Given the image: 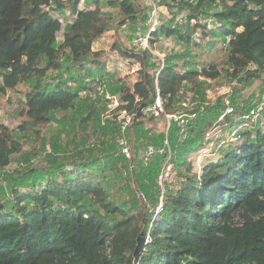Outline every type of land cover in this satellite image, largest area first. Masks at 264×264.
<instances>
[{"label":"trees","instance_id":"16d2710c","mask_svg":"<svg viewBox=\"0 0 264 264\" xmlns=\"http://www.w3.org/2000/svg\"><path fill=\"white\" fill-rule=\"evenodd\" d=\"M80 1L0 0V96L19 84L27 86L25 119L16 128L29 131L36 144L44 143L42 133L52 123L53 113L71 117L75 144L83 136L96 139L129 132L97 113L106 90L96 91L94 98L82 95L90 91V84L103 86V76L95 75L87 64L105 71L99 61L103 54L94 52L93 44L110 30L111 19L102 14L99 0H94V9H79ZM133 2L108 4L118 3L122 18L136 23L141 13ZM177 5L187 11L188 23L196 21L193 28H200L204 37L211 31L228 39L223 67L212 61L199 70L178 73L141 46L139 53L117 47L121 55L138 62L140 70L131 88L110 90L120 103L115 111L134 114L141 128L149 121L146 115L155 118L144 111L157 96L167 114L179 111V103L187 101L186 92L202 98L200 77L217 80L225 70L241 89L251 81H264V0H179ZM211 5L219 9L211 12ZM66 10L74 17L58 42L59 17ZM193 31L182 33L178 25H160L149 33V45L155 47L162 37L177 36L186 42ZM51 72L62 76L50 77ZM237 88L236 94L241 90ZM222 104L223 100L203 111L193 109L198 115L186 118L188 135L182 144L175 123L167 134L152 135L148 146L165 150L140 165L134 183L129 174H122L130 172L129 163L114 143L107 142L98 151L109 167L101 165L97 154L86 160L77 153L65 161L63 156L54 159L47 154L46 166L37 168L39 177L20 178L18 170L12 172L14 182H8V190L0 196V264H264V126L243 130L239 140L224 144L225 135L252 107L239 110L235 105L234 114L218 121ZM90 127L93 135L87 134ZM145 130V135L150 133ZM208 131L210 138L205 136ZM75 144L73 150L81 148ZM210 144L213 152L219 150L213 157L219 156L206 159L198 175L192 158ZM168 146L170 175L177 181L165 182L162 194L158 178L167 165ZM26 151L19 135L0 127V171L24 159ZM112 181L113 186L116 181L129 183L141 196L132 195L130 205L121 196L113 199ZM161 196L163 210L153 217ZM140 233L149 234L151 242L134 261Z\"/></svg>","mask_w":264,"mask_h":264},{"label":"rangeland","instance_id":"374dc122","mask_svg":"<svg viewBox=\"0 0 264 264\" xmlns=\"http://www.w3.org/2000/svg\"><path fill=\"white\" fill-rule=\"evenodd\" d=\"M109 1L121 0H99L101 12L103 15L111 19V26L110 30L93 44V51L103 54L99 61L104 63L105 71H99L94 65L87 64V68L91 69L95 75L103 76V86H101L102 88L97 89L94 85L90 84V86L88 85L90 91H86L82 94L83 96L89 95L90 98H94L96 96L94 95L96 91L106 90L108 92L106 93L104 100H102L99 110H97V113L101 115L103 121L109 119L114 121V124H120L122 121L120 117L121 115H117L115 111L120 105L117 97L118 95L112 96L110 90L118 89L121 86L131 88L139 77V63L134 59H129L121 55L117 47H120L121 50H125L128 53H139L142 51V48L138 47L136 43L139 39H146V49L151 52L152 56L163 63L167 62L172 65L178 73H183L188 70H199L201 67L207 66L212 61L215 64H218L220 69L223 67L220 63L226 56V50H224V48L226 47L225 45L227 44L228 39L224 40V38L220 36V33H211V31H206L209 35L204 37L200 28H193L196 25L195 20H191L190 23H188L186 19L187 11L181 9L177 5L179 0H176L175 2H172V0H133V3L137 5V9L140 10L141 13L136 23H130L128 20H124L119 10L118 3L110 5L108 4ZM93 2L94 0H81L79 9H94ZM209 8L211 12L219 9L217 5H211ZM73 17L74 16L68 10L59 17L61 22V32L58 34V42L61 41V33L73 20ZM208 22L211 23V25H214L213 19H208ZM160 25H178L182 33L194 31L186 42L179 40L177 36L170 38L162 37L158 38V43L155 44V47H151L148 41L149 33L152 31V28L156 29ZM146 28L148 31L142 35ZM213 47H215L214 51H212ZM211 51L212 53H210ZM70 71L72 73L74 72L73 70ZM58 76L60 77L62 75L57 72L50 73V77ZM198 81L201 83L198 85L199 89H197L198 91L202 90L204 96L200 98L197 95H191V92H186L188 96L187 101L195 104L191 109H185V112L187 111L186 113L189 116L190 113L194 112H188L192 109H201V111H203L206 107H211L220 103L226 89L232 90V103L235 102V105L239 110L252 107L259 101L263 102L262 100L264 99V81L254 80L243 89L237 88L236 82H234L235 80L232 81V78L227 75L225 70H222V74L217 80H209L205 77H200ZM232 83L234 84L232 85ZM192 85V83L187 84V89L192 88ZM229 86L231 87L228 88ZM193 87L195 88L196 85ZM48 88H51V86L49 85ZM236 88L237 90L241 89L238 94H236ZM26 92L27 86L19 84L15 90L8 91L5 95L0 96V127H5L12 134L15 133V135H19L25 149H27L25 152L27 154H25L24 159L21 158L18 161L11 162L5 170L0 171V196L5 195L8 190V182H14V179L12 180L11 178L13 175L11 173L16 170L19 171L18 176H20V178L23 176L29 179L39 177L41 171H37V168L43 169V167L46 166V162L50 159L47 154L51 155L54 159L63 156L65 161V157H71L73 154L77 155V153H80L78 155L87 160L90 155L93 158L96 154L100 157V151L98 150L100 144L103 142H107V144L114 143L119 150L118 138H122L119 134L115 137L112 135H105L104 137L97 136L96 139H88L83 136L82 139L78 140L77 144H75V129H72L73 125H71V117L64 119L63 114L61 113H53L52 123L48 124L47 128L42 133V135L44 134V143L36 144L35 138L29 131L16 128V126L22 123L25 119L22 113L25 108L24 96ZM181 103L183 102H180V104ZM180 104L179 109L182 108ZM146 119H149V121L146 122V127L144 126L141 128L139 125H136L135 120V123L131 128L132 131L129 130V132L125 133L126 138L125 136L123 137L127 142H130L133 150L132 164L134 166V172L132 176L130 172H132L133 169H130L129 173L125 171L122 172L125 177L127 174L130 175V178H128L130 183L136 181L141 171L140 165L142 164L143 155L148 146L146 142L148 140H150L149 142L151 143L153 142L154 136L152 135H158L163 132L167 134L165 132L167 122L164 117H155L151 119L150 116L146 115ZM146 128L150 130V133H146L145 135L144 132H147L145 130ZM90 130L91 132H87V134L93 135V128L90 127ZM73 144L76 145L75 148L77 146H80L81 148L75 151L73 150ZM34 147L35 149L38 147V152L34 153ZM218 152L219 150L214 152L211 157H208L210 159L207 158V161L216 160V157H218L219 154L215 157L213 156ZM100 159L101 165L107 167L110 166L106 159H104V156L100 157ZM173 176L174 174H171L167 179L171 184H175L177 181L175 176ZM116 182L117 183L114 186L113 181L109 184L111 197L113 199H116L117 196H121V198L130 205L131 202L129 201L132 200V195L136 196L137 199L141 196V194L137 192L136 187L130 188L129 183L125 184L119 181ZM135 189L136 191H134ZM133 192H135V194ZM143 201L141 200L142 203ZM131 210L133 211L134 209L132 208Z\"/></svg>","mask_w":264,"mask_h":264},{"label":"built area","instance_id":"2783aa9c","mask_svg":"<svg viewBox=\"0 0 264 264\" xmlns=\"http://www.w3.org/2000/svg\"><path fill=\"white\" fill-rule=\"evenodd\" d=\"M154 28H152L153 30ZM138 46H141L143 49H146V39H139L138 42L136 43ZM234 83H232L233 85ZM231 85V86H232ZM238 84L236 83V86ZM229 86L228 88H230ZM232 90L231 89H226L224 92L223 96V107L224 110L220 117L218 118L219 120H222L224 117H227L229 115L234 114L235 110V104L232 103V97H231ZM107 98V97H106ZM108 99V98H107ZM180 104V103H179ZM182 106L179 111L173 112L172 114H167L164 112L163 107H162V100L160 99L159 96H157L155 103L147 108L144 112L148 115H154L155 117H161V115L164 117V119L167 122V127H166V133L168 132L170 128V124L175 123L177 126L180 128V134H179V143L182 144L188 135L187 132V127H186V118H194L197 115V112L194 111L193 109L190 112V116L185 112V109H191L192 107L195 106L194 103L188 102V101H183V103L180 104ZM121 116V130L123 133L126 131H132V126L135 123V115L130 114L127 111L123 110L119 113ZM240 121V122H239ZM238 122L240 123L239 126H234L230 129L229 133L226 136V140L223 142L224 144L228 143H233L236 142L237 140L240 139L241 137V132L246 129H255L259 127L264 126V102L257 103L252 106V108L244 113L241 117L238 118ZM122 138H118V147L119 151L121 152V155L124 157V159L129 163V169H133L134 166L132 164L133 161V150L131 147V144L126 141L125 138H123V135H119ZM206 138L211 137V131L206 132L205 134ZM165 144H167V141H165ZM164 148L158 149L153 146H148L145 150V153L143 155L142 159V164L147 165L148 162L151 160V158L157 154H162L164 152ZM167 165L162 169L158 182L161 187L162 194L165 190V185L164 183L167 182V179L170 177V173L172 171V164H169V161L171 159V153L169 151V148L167 147ZM212 151V144L208 145V147L204 148L200 153H198L194 158H192V166H193V172L196 174L201 173V168L203 162L208 158L213 155ZM163 210V196L160 197L159 202L157 206L155 207L153 211V217H156L161 211ZM151 242V238L149 234H146L144 236V244L143 246L149 244Z\"/></svg>","mask_w":264,"mask_h":264},{"label":"water","instance_id":"95a60500","mask_svg":"<svg viewBox=\"0 0 264 264\" xmlns=\"http://www.w3.org/2000/svg\"><path fill=\"white\" fill-rule=\"evenodd\" d=\"M136 247L133 253V258L134 261H136L138 259V256L141 252V250L143 249V244H144V235L143 233H140L136 239Z\"/></svg>","mask_w":264,"mask_h":264}]
</instances>
